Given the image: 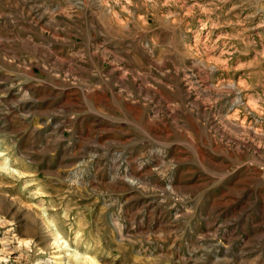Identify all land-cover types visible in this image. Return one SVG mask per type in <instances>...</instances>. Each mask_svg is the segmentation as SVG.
<instances>
[{
	"label": "rangeland",
	"instance_id": "obj_1",
	"mask_svg": "<svg viewBox=\"0 0 264 264\" xmlns=\"http://www.w3.org/2000/svg\"><path fill=\"white\" fill-rule=\"evenodd\" d=\"M0 264H264V0H0Z\"/></svg>",
	"mask_w": 264,
	"mask_h": 264
},
{
	"label": "bare ground",
	"instance_id": "obj_2",
	"mask_svg": "<svg viewBox=\"0 0 264 264\" xmlns=\"http://www.w3.org/2000/svg\"><path fill=\"white\" fill-rule=\"evenodd\" d=\"M116 17H117V16H116ZM201 98H202V97H201ZM253 100H254V99H253ZM249 102H250V101H249ZM254 102H255V101H254ZM248 105H249V104H248ZM255 105H256V104H255ZM254 107H255V106H254ZM262 113H263V112H262ZM228 124H229L230 126L233 127V124H232V123L229 122ZM229 125H228V126H229ZM155 127H156V126H155ZM245 130H246V129H244V131H245ZM246 131H247V130H246ZM253 132H254V131H253ZM258 135H259V134H258ZM259 143H260V142H259ZM236 144H237V143H236ZM58 258H59V257H58Z\"/></svg>",
	"mask_w": 264,
	"mask_h": 264
}]
</instances>
